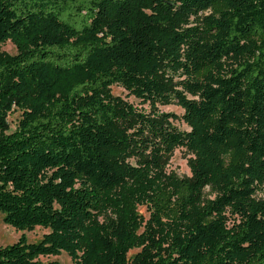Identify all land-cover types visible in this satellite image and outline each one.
Instances as JSON below:
<instances>
[{"label": "trees", "instance_id": "obj_1", "mask_svg": "<svg viewBox=\"0 0 264 264\" xmlns=\"http://www.w3.org/2000/svg\"><path fill=\"white\" fill-rule=\"evenodd\" d=\"M0 213V264H264V0H0Z\"/></svg>", "mask_w": 264, "mask_h": 264}, {"label": "rangeland", "instance_id": "obj_2", "mask_svg": "<svg viewBox=\"0 0 264 264\" xmlns=\"http://www.w3.org/2000/svg\"><path fill=\"white\" fill-rule=\"evenodd\" d=\"M1 51L6 55L16 54V48L10 40L6 41L2 45ZM111 92L114 96H119L123 98L124 100L133 104V106L137 107L138 109H142V110L144 109L146 111H149V107L147 104L143 105L139 100L133 97H128L127 96L128 93L124 91L121 87L114 85L111 88ZM158 109L163 112L174 113L179 117L183 114V110L174 105L159 107ZM20 116H21V112L17 109H14L8 115L7 122L9 125V130L7 131V134H10L16 130ZM174 125H176L180 130L183 131L188 130L187 126L180 119L175 121ZM190 156L191 155L188 154L185 149L183 148L176 149L171 155V157L167 160V164L165 165V170L167 171V173L174 174L180 178L190 177V171L187 166V160ZM137 211L142 215H144L145 218L148 217L144 207H138ZM47 232L48 230L43 229L41 227H35L33 231H28V230L17 231L14 228L5 225L2 222V214L0 213V247L7 246L16 242L22 234L25 235L29 243H35L38 242L41 239V237ZM134 252L136 251H132L131 253ZM40 261L41 263H46L48 261H56L58 264H73L70 258L65 253H61L58 256L41 257Z\"/></svg>", "mask_w": 264, "mask_h": 264}]
</instances>
